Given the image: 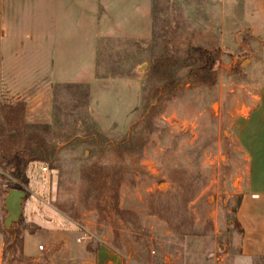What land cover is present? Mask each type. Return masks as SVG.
I'll list each match as a JSON object with an SVG mask.
<instances>
[{
	"label": "rangeland",
	"instance_id": "374dc122",
	"mask_svg": "<svg viewBox=\"0 0 264 264\" xmlns=\"http://www.w3.org/2000/svg\"><path fill=\"white\" fill-rule=\"evenodd\" d=\"M208 1L161 0L164 40L152 47L125 129L97 123L89 89L51 87L31 73L10 75L2 99L1 54L0 264H81L101 243L126 264H238L249 163L238 124L264 83V30L255 31L264 0L263 9L226 0V10ZM246 1L256 28L242 19ZM45 7L17 0L16 34L26 38L32 9L45 17ZM18 182L28 195L14 217L6 198Z\"/></svg>",
	"mask_w": 264,
	"mask_h": 264
},
{
	"label": "crops",
	"instance_id": "0c3cea01",
	"mask_svg": "<svg viewBox=\"0 0 264 264\" xmlns=\"http://www.w3.org/2000/svg\"><path fill=\"white\" fill-rule=\"evenodd\" d=\"M16 1L0 0L2 99L6 98L10 75L14 78L18 72L31 73L51 87L89 89L88 110L99 125L130 127L136 106L143 99L144 77L149 71L145 66L152 47L164 40L157 30L161 0H31L32 4L43 3L46 11L43 17L39 9H32L31 31L26 38L17 35L12 24L10 10ZM216 3L227 9L226 0H209L210 9H215ZM254 3L263 9L262 1ZM248 4L244 2L242 19L256 28L260 22L251 9H246ZM225 14L223 44L229 38ZM263 28H256V33ZM20 42V48L29 51H19ZM238 125V136L249 160L246 191L237 213L244 231L238 264H264V83L260 100ZM80 260L81 264H126L125 258L107 243Z\"/></svg>",
	"mask_w": 264,
	"mask_h": 264
},
{
	"label": "water",
	"instance_id": "95a60500",
	"mask_svg": "<svg viewBox=\"0 0 264 264\" xmlns=\"http://www.w3.org/2000/svg\"><path fill=\"white\" fill-rule=\"evenodd\" d=\"M26 197V192L19 189H11L6 198V207L10 216L17 217L22 210V201Z\"/></svg>",
	"mask_w": 264,
	"mask_h": 264
},
{
	"label": "built area",
	"instance_id": "2783aa9c",
	"mask_svg": "<svg viewBox=\"0 0 264 264\" xmlns=\"http://www.w3.org/2000/svg\"><path fill=\"white\" fill-rule=\"evenodd\" d=\"M41 172L43 173V175L47 176V175H52L54 177V175L56 174V169L51 168L48 164L43 163L41 166ZM40 250L44 249L43 245L39 246Z\"/></svg>",
	"mask_w": 264,
	"mask_h": 264
},
{
	"label": "trees",
	"instance_id": "16d2710c",
	"mask_svg": "<svg viewBox=\"0 0 264 264\" xmlns=\"http://www.w3.org/2000/svg\"><path fill=\"white\" fill-rule=\"evenodd\" d=\"M216 51H218V50H216ZM12 189H19V190H21V191H25L26 192V190H25V187H24V185L21 183V182H18V183H15L13 186H12ZM27 192H26V197L25 198H27Z\"/></svg>",
	"mask_w": 264,
	"mask_h": 264
}]
</instances>
